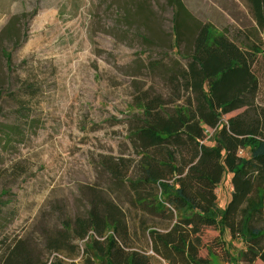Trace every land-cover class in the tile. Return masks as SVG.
Here are the masks:
<instances>
[{"label": "rangeland", "instance_id": "rangeland-1", "mask_svg": "<svg viewBox=\"0 0 264 264\" xmlns=\"http://www.w3.org/2000/svg\"><path fill=\"white\" fill-rule=\"evenodd\" d=\"M182 1L236 42L253 26L239 0ZM171 17L169 0H0V255L21 241L36 263L49 260L47 238L84 216L94 196L131 217L100 162L134 159L125 138L137 97L172 94L150 67L177 59ZM254 71L264 100L260 57ZM228 181L216 190L220 208ZM214 236L204 230V243Z\"/></svg>", "mask_w": 264, "mask_h": 264}, {"label": "trees", "instance_id": "trees-1", "mask_svg": "<svg viewBox=\"0 0 264 264\" xmlns=\"http://www.w3.org/2000/svg\"><path fill=\"white\" fill-rule=\"evenodd\" d=\"M239 1L253 26L236 42L169 0L177 59L150 67L172 94L137 97L125 138L134 159L100 162L131 217L94 196L84 216L47 238L49 260L36 263L15 241L0 264H264V100L254 71L264 61V0ZM227 176L220 208L216 190ZM206 229L216 233L208 243Z\"/></svg>", "mask_w": 264, "mask_h": 264}, {"label": "crops", "instance_id": "crops-1", "mask_svg": "<svg viewBox=\"0 0 264 264\" xmlns=\"http://www.w3.org/2000/svg\"><path fill=\"white\" fill-rule=\"evenodd\" d=\"M227 179H229V176H227ZM228 185H229V181H228ZM230 193H231V188H230V186H229V195H230ZM229 195H228V198H229ZM228 198H227V200H228ZM227 200L225 201L223 207L225 206ZM223 207H222V208H223ZM230 264H232V263H230Z\"/></svg>", "mask_w": 264, "mask_h": 264}]
</instances>
